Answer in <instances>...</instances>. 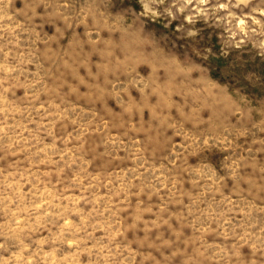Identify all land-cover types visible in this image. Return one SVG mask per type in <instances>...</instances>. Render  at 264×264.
Here are the masks:
<instances>
[{
    "label": "clouds",
    "instance_id": "1",
    "mask_svg": "<svg viewBox=\"0 0 264 264\" xmlns=\"http://www.w3.org/2000/svg\"><path fill=\"white\" fill-rule=\"evenodd\" d=\"M0 264H264V0H0Z\"/></svg>",
    "mask_w": 264,
    "mask_h": 264
}]
</instances>
